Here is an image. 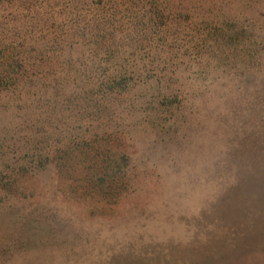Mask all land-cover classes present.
Wrapping results in <instances>:
<instances>
[{"label":"rangeland","instance_id":"rangeland-1","mask_svg":"<svg viewBox=\"0 0 264 264\" xmlns=\"http://www.w3.org/2000/svg\"><path fill=\"white\" fill-rule=\"evenodd\" d=\"M0 264H264V0H0Z\"/></svg>","mask_w":264,"mask_h":264},{"label":"trees","instance_id":"trees-1","mask_svg":"<svg viewBox=\"0 0 264 264\" xmlns=\"http://www.w3.org/2000/svg\"><path fill=\"white\" fill-rule=\"evenodd\" d=\"M151 34H154V33H151ZM107 45L108 44H103V45L97 46V49H111V50H113L115 52H120V51H123V49H124V50H129V51L135 52V51H137V49H139V48L142 49L144 47L142 44L140 45V44H136V43L130 44V45H124V44H119V43L116 42V44H114V45H109V46H107ZM159 48H160V46L159 47L158 46L150 47V49H154V50H159ZM162 50L163 49H160V51H162ZM155 71H157L155 66L153 64H151V66L148 67L147 69H145V70L143 69L140 74L143 77H145V76L148 77L149 76L148 74H152ZM120 90H123V88H120ZM165 100H168V98L167 97H165V98L163 97V99L159 100V104L163 105L162 103Z\"/></svg>","mask_w":264,"mask_h":264}]
</instances>
